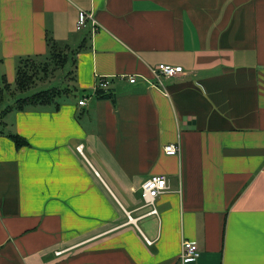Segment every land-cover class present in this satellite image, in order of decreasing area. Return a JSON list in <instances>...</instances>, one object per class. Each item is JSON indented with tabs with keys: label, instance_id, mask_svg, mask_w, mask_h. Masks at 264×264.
<instances>
[{
	"label": "crops",
	"instance_id": "0c3cea01",
	"mask_svg": "<svg viewBox=\"0 0 264 264\" xmlns=\"http://www.w3.org/2000/svg\"><path fill=\"white\" fill-rule=\"evenodd\" d=\"M49 40L76 51L81 95L2 120L0 264H264V0H0V96ZM161 64L184 73L161 85Z\"/></svg>",
	"mask_w": 264,
	"mask_h": 264
},
{
	"label": "trees",
	"instance_id": "16d2710c",
	"mask_svg": "<svg viewBox=\"0 0 264 264\" xmlns=\"http://www.w3.org/2000/svg\"><path fill=\"white\" fill-rule=\"evenodd\" d=\"M75 53V50L73 51L69 47H62L55 43H50L49 40L47 55L35 56L37 58L29 57L21 60L17 69V80L14 89L10 88L6 95L0 96V108L3 107L8 97H10V101H15L13 106H8L0 110V126L3 124L2 120L12 111L23 112L28 107L51 106L55 103L57 97L63 95L64 91H68L69 88H65V90L53 86L31 96L22 97L36 87L39 82H47L58 70H64L68 67V75L71 76L74 73L73 70L76 64ZM95 94L97 99L112 100L115 104L116 100L110 89H98ZM9 137L18 149L29 145L19 135L11 134Z\"/></svg>",
	"mask_w": 264,
	"mask_h": 264
},
{
	"label": "built area",
	"instance_id": "2783aa9c",
	"mask_svg": "<svg viewBox=\"0 0 264 264\" xmlns=\"http://www.w3.org/2000/svg\"><path fill=\"white\" fill-rule=\"evenodd\" d=\"M92 26V34H95L100 25L95 20L92 14L82 13L80 21L77 26L78 31H82L88 24ZM155 80L163 85V80L165 78H173L179 74H183V68L179 66H170L161 64L152 70ZM127 78V77H126ZM125 78V79H126ZM137 79L135 77L129 78V82L134 84ZM110 81L108 78H99L96 91L98 89H108ZM86 104V100L80 102V105L83 106ZM180 145L178 143L168 145L165 147V152L168 156H179L180 155ZM170 190L168 184V178L162 175H155L150 177L142 185V198L145 202V207L149 208V215H158V210L156 208V200L159 196L167 193ZM150 243V242H149ZM200 256V248L196 242L185 241L183 242L182 253L180 259L183 263L195 262Z\"/></svg>",
	"mask_w": 264,
	"mask_h": 264
},
{
	"label": "rangeland",
	"instance_id": "374dc122",
	"mask_svg": "<svg viewBox=\"0 0 264 264\" xmlns=\"http://www.w3.org/2000/svg\"><path fill=\"white\" fill-rule=\"evenodd\" d=\"M68 71H69L68 67H66V69H64V70L56 71L54 76L50 75L52 77L49 78V80L47 82H42V81L39 82L36 87H34L29 93L25 94L22 97L31 96V95H33V94H35L37 92L47 90V89H49V88L54 86V87L61 88V89L71 88L72 89V94L70 96H67V98L76 99L81 94H78L77 91H75V89L73 87V84L70 83V80H72L73 74L71 76H69L68 75ZM65 76H69V77H65ZM64 98H65L64 96L58 98L57 102H59L61 99H64ZM13 103H14V100H11L8 103V105H12Z\"/></svg>",
	"mask_w": 264,
	"mask_h": 264
}]
</instances>
